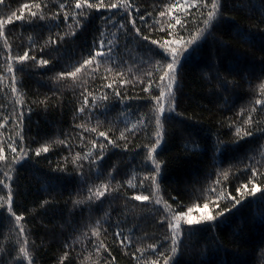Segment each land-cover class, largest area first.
<instances>
[{
  "label": "snow or ice",
  "instance_id": "1",
  "mask_svg": "<svg viewBox=\"0 0 264 264\" xmlns=\"http://www.w3.org/2000/svg\"><path fill=\"white\" fill-rule=\"evenodd\" d=\"M231 3L232 0H152L149 10L142 8L137 0H27L15 10L0 16V84L7 81L2 89L3 95L13 97L6 103H0V264H37L42 242L30 239L32 233L24 226L25 216L17 211L23 205L17 202L21 194L15 173L18 166L31 161L33 156L39 158L57 146L67 149L69 155L74 148L78 149L72 155L71 163L80 187L72 205L74 209H80L82 221L77 225L74 218L69 220L71 231L68 236L78 235L71 243L68 237H64L56 264H73L74 259H81L85 252L89 253L83 257L87 264H118L111 250L112 245L100 239L101 233L107 235L109 228L115 229L113 239L134 264H174V257L185 239L191 240L197 232L215 227L234 209L243 205L245 200L241 198L252 197L255 201L259 193L260 203L264 205V187H261L264 184V171L261 170L264 169V144L260 143L264 140V61L258 75L237 73L239 78L234 76L231 80L227 75L221 76L219 66H210L214 72L212 79L217 82L213 95L219 101L223 94L222 102L226 109L231 110L233 93L242 87L245 80L253 97L247 106L240 108L229 124V130L234 129L231 142L239 145L243 141L249 145L247 152L251 155L238 159L226 156L227 144L218 137L217 150L221 155L211 158V166L217 169L226 161L231 163L232 159H237V165H243L242 169H238V175L247 177V180L236 189L239 196H224L223 205L218 202L220 196L216 185L221 183L220 171L216 172L217 179L213 186L206 190L205 211L199 216L194 214L192 207L184 210V205L176 203L175 196L172 203L163 201L161 212L157 206L161 205L162 200L153 201L152 195L143 194L146 181L159 188L160 178L167 167L166 162L158 161L156 156L167 135L165 122L181 115L177 111L180 68L184 60L197 52L202 42L225 22V8ZM4 5L5 0H0V7ZM259 6L257 27L264 24V0H260ZM232 7L235 11L247 8L256 18V6L251 0H239ZM17 22L21 30L31 31L43 43L29 35L22 54L14 51V45L9 40V26L15 28ZM260 32V43L264 47V29ZM44 33H47L46 38ZM236 34L248 42L254 39L253 34L239 27ZM220 47L226 46L221 42ZM58 67L59 71H55ZM49 72H55V75L45 76ZM236 72V68L226 69L229 75ZM37 74L52 84L53 95L29 101L28 94L21 89L26 87L25 78ZM253 79L258 81L256 87H253ZM65 84H69L73 92V124L78 131L72 137L40 144L35 137L27 134L33 106L42 105L47 110L61 103ZM137 87L147 94L151 111L142 114L131 127L125 123L124 129L116 136L119 117L115 121L108 118L115 108L112 101L116 100L124 109L128 108L125 101L133 98L128 90ZM154 89L159 90V95H154ZM17 96L22 99H17ZM123 115L121 109L120 116ZM104 125H108L107 129L100 130ZM139 132L145 135L152 132L149 143L144 145L147 161H151V170L142 179L137 176L135 182L128 180L125 186L123 180H116L117 175L122 173L119 166L111 164L106 167V164L110 160L111 150L129 151V137H135ZM33 143L39 146L33 147ZM69 155L63 157L64 166H58L54 171H67ZM123 175L126 176L127 172H123ZM211 175L209 172V179ZM223 176L228 179L229 172L223 171ZM129 189L131 195L128 194ZM122 191L123 197L120 195ZM213 196L216 200L209 199ZM120 199H123L124 219L119 213L121 205L116 204ZM130 201L142 202L141 206L145 208L149 204L153 206L159 217L155 221L157 226H166L159 237L155 233L135 236L134 228H128L126 234L127 216L138 215L135 206L129 211ZM105 202L112 211L118 212L114 223H108L111 220L109 213H106L107 220L93 219L96 210L102 208ZM51 204L50 199H44L39 207L44 209ZM211 204H215L214 214L213 210H209ZM85 210L86 221L83 220ZM260 214L264 217V209ZM69 215L72 217V213ZM5 221L11 226L8 236L3 233ZM105 224L108 227H104ZM12 233L15 234L14 240ZM77 245L82 246L78 249Z\"/></svg>",
  "mask_w": 264,
  "mask_h": 264
},
{
  "label": "trees",
  "instance_id": "2",
  "mask_svg": "<svg viewBox=\"0 0 264 264\" xmlns=\"http://www.w3.org/2000/svg\"><path fill=\"white\" fill-rule=\"evenodd\" d=\"M27 0H5V5L0 7V16L6 15L10 10H15L19 4ZM247 2V0H245ZM142 8L147 7L149 10L152 6V0H137ZM239 3V0H232L230 5H226L224 12V23H222L206 41L202 42L200 49L193 53L190 58L184 60L180 68V89L177 92V111L180 116H175L172 120L165 122L167 135L164 142L158 149L156 159L166 162L167 167L160 178L159 188H154L151 181L145 182L144 195H152L153 201L161 199V205L157 206L163 212V201L167 200L172 203V198L176 197V203L187 207H192L196 216L201 215L205 209L203 204L206 201V190L213 186L217 179L216 172L220 171V184L216 185L217 194L220 196L218 201L221 205L225 203L224 196H239L236 189L240 184L245 183L247 177L238 175V169L243 165H237V159L245 155H251L247 152L249 145L243 141L239 145L232 143L234 138V129L229 130V124L236 118L242 106H247L252 94L249 92L247 81L242 82V87L235 90L230 102L231 110L225 108L223 104V94L217 101L213 95L217 90V82L212 79L214 72L211 65L220 67L221 76L227 75L229 80L234 76L238 79L239 75L250 72L253 76L258 75L261 63L264 61V47L260 43V30L264 29V24L257 27V18L260 12V0H251L256 6L255 14L245 8L244 11L233 10L232 5ZM241 28L246 33L254 36L252 42L241 39L236 34V28ZM9 40L14 45V51L22 54L23 48L27 47L29 35L35 36L40 43L43 40L31 31L21 30L17 22L15 28L9 26ZM47 33H44L46 38ZM226 47H220V43ZM2 46V41H0ZM70 54V53H66ZM39 57V53H37ZM147 66H145V69ZM236 68L237 72L231 75L226 73V69ZM2 70V67H0ZM55 71H59V67ZM103 72V68L101 69ZM55 75V72L46 73L45 76ZM19 78V77H18ZM26 87L21 89L28 94V100L43 99L45 95L52 96V84L39 74L27 77ZM158 79V77H157ZM7 84L4 81L0 84V103H6L13 97L3 95V87ZM253 87H256L258 81L253 79ZM99 83L97 84V87ZM63 100L59 104L50 106L47 110L41 106H33V113L30 120L29 137H35L42 144L50 140L64 139L76 134L73 124V108L75 100L69 84L62 88ZM132 99L126 100L128 108L124 109L123 105L113 100L115 108L109 115V119L116 123L115 135L124 129L125 123L131 127L142 114H148L151 111V103L147 94L143 93L139 87L128 90ZM154 95H159V90L154 89ZM141 99H135V97ZM17 99L22 97L17 96ZM123 109L124 115L120 116ZM103 119V117H101ZM95 121H93V124ZM108 125H104L100 130H106ZM154 131V122H153ZM139 132L135 137H129V151L122 152L121 149H113L110 152V160L106 167L111 164H117L122 170L121 175H117L116 180L127 185L128 180L135 182V177L141 179L151 170V161H147V149L144 145L149 143V137ZM227 144L228 151L225 153L228 157H236L231 163L224 162L220 169L211 166V158L219 157L220 151L217 150V138ZM78 143L77 141H73ZM154 142V141H153ZM264 144V140L260 141ZM123 146V142H121ZM33 147L39 146L33 143ZM78 149L74 148L69 155L67 149H61L57 146L55 150L46 155L37 158L33 156L23 166H18L16 175V185L20 192L18 204L22 208L17 211L25 216L24 226L30 229L37 243H41L37 264H56L58 254L61 252L64 237H68V242L75 238L78 233L68 236L71 226L68 223L74 218L77 225L81 224L82 215L79 208H73L72 200L77 199V189L80 187L79 178L76 175L74 165L71 163L72 155H75ZM194 153V154H193ZM69 155L67 171H54L58 166L63 167V157ZM147 161V163H146ZM51 162V163H50ZM247 161L245 160V163ZM232 165H237L232 167ZM264 171V169H261ZM87 172V167L85 168ZM223 171L229 172L228 179L223 176ZM123 172H127L124 176ZM211 172L209 179L208 173ZM116 181L113 182L115 186ZM264 187V184L261 185ZM128 194L132 192L129 189ZM84 195H87L86 189ZM121 197L124 192L120 193ZM257 199L253 201L252 197L241 198L245 200L242 206L233 210L231 215L218 222L215 227L205 228L197 232L191 240L185 239L181 250L174 257V264H264V217L261 216V210L264 205L260 203L259 193ZM196 197H199L197 199ZM44 199H50L52 204L44 209L39 207ZM216 200L213 196L209 198ZM146 203V202H144ZM121 205L119 213L121 219H124L123 199L116 201ZM200 207L197 208L196 205ZM142 202L130 201L129 211L134 207L138 215H128L125 232L128 228H134L135 236L145 234H156L158 237L165 231L156 224L159 218L153 206L149 204L146 208L142 207ZM115 206V205H114ZM231 205L229 204V207ZM176 207V204H173ZM215 204L210 205L209 210H213ZM69 213H72L70 217ZM106 213L111 215L108 223H114L118 212L112 211L108 202H105L102 208L97 209L93 219H108ZM6 215V213H5ZM83 220H87V211L83 213ZM3 233L9 235L10 225L5 221ZM104 227H108L105 224ZM114 228H109L108 234L101 233L100 239L105 240L112 245L111 250L116 255L118 264H134L129 256H125L119 247V243L113 239ZM15 239V234H11ZM2 240V238H0ZM154 242L146 241L145 243ZM82 245H77L79 249ZM91 250V246L89 245ZM85 252L83 257L88 256ZM81 257L73 261V264H87Z\"/></svg>",
  "mask_w": 264,
  "mask_h": 264
}]
</instances>
